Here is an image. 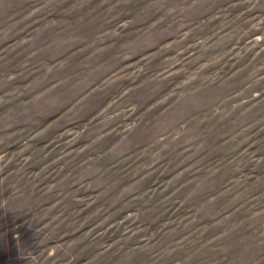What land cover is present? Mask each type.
Wrapping results in <instances>:
<instances>
[{"label":"rangeland","instance_id":"1","mask_svg":"<svg viewBox=\"0 0 264 264\" xmlns=\"http://www.w3.org/2000/svg\"><path fill=\"white\" fill-rule=\"evenodd\" d=\"M0 264H264V0H0Z\"/></svg>","mask_w":264,"mask_h":264}]
</instances>
